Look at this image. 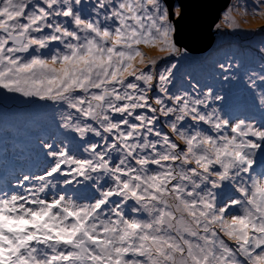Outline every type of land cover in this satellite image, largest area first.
<instances>
[{"label": "rangeland", "instance_id": "374dc122", "mask_svg": "<svg viewBox=\"0 0 264 264\" xmlns=\"http://www.w3.org/2000/svg\"><path fill=\"white\" fill-rule=\"evenodd\" d=\"M47 1L49 9L46 11L40 1H31L32 5L26 6L25 0H0V24L7 26L11 31L9 32L16 36L23 33L26 41L34 43L14 45L10 37L0 33V59L12 58L10 61H14V52L2 54V44L5 41L17 53L26 55L35 51L33 59L43 60L47 70L40 79L32 82L25 80L26 74H22V78L19 73L5 67L0 72V77L14 79L21 93L16 89H4L0 92V99L13 103L15 98L7 97V93L25 98L47 94L55 96L57 101L50 107L42 108L38 105L31 108L25 114L27 118H18L11 113V109L6 113H10L9 116L14 122L33 119L54 127L61 126L66 120L61 122L58 116L52 117L50 110L61 112L62 108L58 104H74L66 109L69 118L66 134L69 138L56 141L67 144L70 148L60 145L56 148V144L52 146L53 142L47 140L43 146L33 145L31 153L28 154L20 146L25 140H35V136H26L33 134V131L26 125L22 135L19 134L22 127H18V134H15L10 120L6 119L11 125L0 119V159L5 157L10 164L16 161L26 168L23 177L19 176L24 189L31 191V181H38L47 172L59 173L63 166L73 168L74 163L81 173L88 174V177L95 175L100 181L105 180L109 171L113 175V191L127 193L130 198L139 194L136 211L152 209L151 213L138 214L143 226L124 232L126 246L130 243L127 239L129 234L141 230L156 231L163 221L169 220L174 227H181L176 233L185 244L188 257L192 258V262L187 264H245L244 259L235 258L233 253L227 252L230 242L238 243L241 247L262 246L259 261L264 264V227L258 237L251 236L248 231L251 216L260 214L259 218H264V197L257 192L262 187L264 189V184H261L264 181V167L260 160L264 153L262 57L250 48L230 40L217 39L210 48L214 52H204L207 57L203 53L191 54L177 47L173 39L174 24L169 19L170 11L162 1L155 4L150 0H67L66 5L61 0V7L65 8L59 18L56 16L57 19H53L56 12L52 2L55 0ZM246 10L252 16L249 23L264 30V0H229L228 6L219 16L224 18L223 23L235 22ZM179 13V7L173 5L170 13L173 19ZM215 25L220 30L223 29L219 21ZM168 30V37L162 40V35ZM45 39H50V44L43 42ZM251 41L264 53V37L252 34ZM181 50L184 54L180 53ZM230 52L248 63L231 59ZM156 63L160 65L159 68L151 66ZM189 68L208 71V78L198 85L185 86L183 78L191 76ZM66 87L69 89L66 90ZM50 91L53 92L49 94ZM106 92L110 94L106 95ZM62 93L64 94L59 96ZM64 97L69 101L63 99ZM38 102L37 104H42L41 99ZM135 107L144 113L146 120H150L149 125L143 127L144 120L141 118L139 126L135 125ZM194 116H198L199 121L187 120ZM103 117L109 123L104 122ZM156 119L164 120V134H161L162 127L156 128ZM78 130L83 135L88 130L92 137L80 139L82 135L75 133ZM221 134L225 136L220 137ZM249 142L254 148L247 144ZM134 143L138 145L130 150V145ZM85 144L87 148L81 153ZM185 149L190 151L199 168H210L206 173L208 175L202 180H196L197 187L171 193L164 191L163 195L159 192L141 201L145 197L142 190L136 189L135 185L144 177L148 178L149 174L154 175L153 172L159 168L170 169L167 173L171 174V162L175 159L179 162ZM35 151L48 153L51 159L38 157L33 154ZM175 151H178L177 155ZM61 153L69 156L70 164L64 159L62 166H58ZM139 163L142 164L140 168L137 167ZM220 166L227 173L223 185L233 193L234 201L239 203L231 215L221 213L218 217L219 221L225 220V229L222 230L229 240L223 251L217 246L218 241L213 230L215 216L208 211L209 206L204 203L201 195L205 183L223 172L218 170ZM22 170L24 169L20 171ZM241 172L249 174L248 181ZM5 175L0 168V181ZM233 175L239 178H229ZM169 180L172 181L171 176ZM256 185L260 187L256 188ZM256 192V198L261 197V204L251 201ZM172 200L186 202L189 211L201 209L207 213L206 218L197 226L198 230L189 228L190 224L178 223L169 210L164 212V209H159L169 206ZM120 202L123 205L127 203L125 200ZM50 214L53 216L54 212ZM175 215L179 218L176 213ZM252 219L253 223L258 224L255 216ZM78 221L80 226L58 235L53 243L56 246L54 251L61 253L59 259L63 264H75L89 253L82 244L74 242V238L84 231L81 226L82 219ZM237 222H241L240 227L231 226L229 230L230 224ZM166 228L165 225L158 229V235L163 237L160 245L165 251L174 252L178 247V240L174 235L170 236L172 233ZM238 228L240 232L234 235L231 231ZM105 229L113 235L124 231L110 226H105ZM51 247L53 245L49 246ZM124 251V257L121 258L123 264H148V259L140 258L141 255L129 258ZM207 252L212 256H207ZM242 256L247 257V253L243 252ZM176 261L184 263L185 258L180 255ZM164 264L170 263L165 260Z\"/></svg>", "mask_w": 264, "mask_h": 264}, {"label": "bare ground", "instance_id": "6f19581e", "mask_svg": "<svg viewBox=\"0 0 264 264\" xmlns=\"http://www.w3.org/2000/svg\"><path fill=\"white\" fill-rule=\"evenodd\" d=\"M17 2L19 0H16ZM24 1V0H22ZM31 1H40V4L42 6V8L44 10L49 9L48 8V1L47 0H25V4L26 6L28 5H32ZM152 3H159L161 0H150ZM54 5L52 6L53 8H55L56 15H53V19H57L56 16H58L63 12V9L65 7H61V5L63 4H68L67 0H64L61 4V0H55L52 2ZM18 4V3H17ZM21 6V4H20ZM51 7V6H50ZM47 11V10H46ZM50 12V11H48ZM180 15V14H179ZM169 31H166L163 35H162V40H166V38L168 37ZM70 41L72 40V36L69 37ZM262 41V39L260 40ZM72 45V42H71ZM73 47V45H72ZM181 48V47H180ZM2 54L4 55L6 52H14V61H10V59H0V72H2L4 70L5 67H9V70L12 72H17L20 74V76L22 77V74H26V78L25 80L28 81H34L37 79H40L43 76V73H47L46 67L44 65L43 60H41L40 58L37 59H33V55L36 53L35 51H32L29 54H19L17 53V51L7 43V42H3L2 44ZM198 52H202V50H197ZM184 51L181 50L180 53H183ZM209 53H213L214 50L209 49L208 51ZM191 53V52H190ZM192 54V53H191ZM234 52H230L231 55V59L236 60V61H243L244 63H248L247 61H245L244 59L240 58L239 56H234L233 55ZM203 56L207 57V54L203 52ZM12 67H15V69H10ZM189 73L191 76H189L188 80H184L185 84L188 85V82H195L201 79H204L205 77L202 76V74H207L208 71H197L196 69H192L189 68ZM23 78V77H22ZM100 83V82H99ZM18 84L16 82H9L8 79L2 78L0 77V92H2L4 89H16L18 88ZM35 88V86H34ZM69 89V87H66V90ZM53 91L48 92L49 94H51ZM64 93L60 94L59 96L63 95ZM13 94H6V96H11ZM15 97V101L12 103L14 106V114H23L25 115L26 113H28L29 109L31 108H35L38 105H41L42 108L44 107H50V105L52 104H56V97L55 96H51V95H44V96H40V97H31V98H24V96L21 95H16V96H12ZM41 99L42 104H37L39 103L38 100ZM63 99L68 100L66 97H64ZM69 101V100H68ZM61 106L62 111L61 112H56L54 110H52L51 108V113H52V117H57L60 116L61 114L66 116V109H68L71 105H73V103L71 102H66V103H61L58 104ZM10 114V113H9ZM9 114H6L5 116L12 122L15 124L16 128H17V124L18 122H14V120H12L9 116ZM67 120V119H66ZM188 121H199L198 120V116H194V117H188L187 118ZM29 125V124H28ZM20 128H17V130H19ZM25 132V131H24ZM19 134L22 135V131L19 130ZM216 135H214L215 137ZM225 136V134H221L220 137ZM249 144V143H247ZM138 143H134L132 145H130V150H132L135 146H137ZM263 145V143H262ZM22 151V150H21ZM35 153L38 154L37 151H35ZM126 154V152H125ZM221 157H224L223 155H221ZM3 160L5 161V163L9 166L12 167L15 164V161L10 164L8 162H6V160L3 157ZM141 160H143V158H141ZM172 166V170H171V174H167L166 172L169 171L170 169H159L157 172L154 173V175L149 174V177L146 178L144 177L143 180H141L137 185H135L136 189L138 190H142L143 196L145 198L141 199V201H144L146 199V197L152 195V194H157V193H161V195H163L164 191L171 193L175 190H179V189H187L190 187H197L196 184V180H202L204 178L205 175L208 172V170H210V168L208 166H204L202 168H199L198 164L193 160L190 151L185 149V151L183 152L180 161L177 162L176 159L174 161L171 162ZM142 166V164L139 163V165L137 166L138 168H140ZM51 166L49 165L48 168H50ZM45 168V169H48ZM142 175L145 176V173L141 170ZM241 175H244V178L248 181L249 180V174H246L244 172H241ZM94 177H96L98 180L99 178L95 175H93ZM172 178V181L169 180V178ZM221 178L224 179L226 178L225 174L223 173L221 175ZM229 178H232L233 180L239 178L236 175L230 176ZM243 182V181H242ZM245 183V182H243ZM264 184V181L261 183ZM260 185H256V188H259ZM257 192L261 193L258 194L259 196H263L264 197V189L263 187L258 190ZM257 192L255 194H253L251 201L257 204H261V197L260 198H256L257 196ZM96 199V196H94ZM153 202L155 203V200H153ZM239 203H236L234 205H238ZM187 204L185 202H181L179 200H172L170 202V205L168 207V210L172 213H176V214H181V217L179 219H176L177 222L183 224V225H187L190 224L191 229L193 230H198L197 226L201 224V220L203 221L206 216L207 213L201 209H195L192 211H187ZM152 209H150L149 211H146L144 209H138L137 210V214H143V213H151ZM5 213L6 214H13V208L11 205L6 206L5 207ZM253 216L256 217V220L258 222H261L259 216L260 214H254ZM253 216H251V218H253ZM0 217H1V213H0ZM215 219V218H214ZM224 224H225V220L221 219L219 221V227L221 229H225L224 228ZM241 222H237V223H231L229 226V230L231 226H238L240 227ZM97 227H99L97 225ZM235 234L240 232V229H236L235 231H231ZM262 247V246H260ZM116 248V247H114ZM124 251V250H122ZM126 252V251H124ZM130 253V252H128ZM127 253V254H128ZM207 256H212L210 254V252H207ZM142 258V256L140 257ZM144 258V255H143ZM3 261L4 264H8V261L6 259V256L3 257ZM150 264H162L161 259L157 258L154 262L150 263Z\"/></svg>", "mask_w": 264, "mask_h": 264}, {"label": "trees", "instance_id": "16d2710c", "mask_svg": "<svg viewBox=\"0 0 264 264\" xmlns=\"http://www.w3.org/2000/svg\"><path fill=\"white\" fill-rule=\"evenodd\" d=\"M250 18H252V16L250 15L249 12H246L245 16L240 17L241 20H238V22H234V23L225 22V23H223V21H222L221 24H222V28L223 29L220 30L219 27H218L213 32L214 43L217 42V39H221V40H224V41H228V40L234 41V42H236L237 45H239L241 43L242 46L250 48L252 51H255L258 54L263 55V60H264V53L261 52L258 48H255L256 46L253 44L252 41L249 42V43H244L245 41L248 42V40L250 39V35L249 34L251 32L255 31L257 33V32H263L264 31V30H261V29L254 30L258 26L250 24L249 23ZM253 18H255V16ZM2 28H4V26L0 25V33L5 35V33L2 31ZM258 28H261V27H258ZM6 33L9 34V31H6ZM151 66L152 67H156V68L160 67V65L158 63H156L154 65H151ZM202 76L205 77V78L201 79V80H198V81H195V82L189 81L188 82V86L192 87L193 85H198L200 82L205 81L208 78V73L207 74L203 73ZM188 78H189V76H185L183 78V80H188ZM8 81L9 82H15L14 79H12V78H9ZM32 82H35V80L32 81ZM8 94H10V93H8ZM12 96L13 95L7 96V97H12ZM12 98H15V97H12ZM11 104H12V102L9 101V100L0 99V109L3 108L4 106H8V105H11ZM73 106H74V104H73ZM146 110L148 111V109H146ZM133 113L135 115V117L133 118V121H134L136 126H139V118L144 120L143 127L145 125H149V121L150 120H146L145 119L144 113L142 111H140L139 108L135 107V109L133 110ZM102 119H103L104 122H108L109 123V121L107 119H105V117H103ZM103 121H101L102 124H104ZM155 122L158 123L156 128L162 127L161 128V134H164V130H163L164 120L161 121V120L156 119ZM206 130H208V129H206ZM174 139H176V138L174 137ZM63 154L64 153H61L59 155L60 163H59L58 166H62V161L64 159L67 160L69 162V164L71 162L70 159H69V156H67V155L64 156ZM175 154L177 155L178 151H175ZM194 156L197 157L198 154L194 155ZM203 157H206L208 159L207 155H204ZM76 165L77 164L74 163L73 168H67V167L63 166V170L61 172H59L58 176L55 175V174H52V173H49L48 176H44L43 177L44 179L42 181L43 182V184H42L43 186L42 187L43 188H45V187L50 188L55 183L56 185H55L54 188H56V189H58L60 191H63L64 190L63 186L67 185L70 182L71 183L73 182V184H79V183L81 184L82 183L81 177L85 176V175L78 170V167H76ZM223 173L225 174L226 172L223 171ZM109 185H111V183H109ZM111 205H112V202L110 200H108L107 206L103 207L100 210V213L105 212V211L111 212L112 211ZM24 209L27 210L29 212V214H31L33 216L34 219L33 220H28L26 222H23V221L17 222V224H16L17 228H19L22 231H26V232H29V233H34V234H37V235H44L46 230H47L46 229L47 225L52 226L54 228L53 230H66V229L72 230V229H74V222L73 221H69L66 224L63 223L62 225L59 224V223H55L54 222L55 219L52 216H49L47 214L46 209L35 207L32 203L24 206ZM8 215L10 216L11 214H7L6 216H3L2 218H0V226L4 222H6V218H8ZM35 215L40 216V218H38ZM217 216L218 215H216V218H217ZM138 220H139V218H138ZM168 221H163L162 225L159 226V228H163L167 223H168L167 225L172 226V224L169 223ZM261 222L262 223L260 224L259 228H258V225H255V223L250 224L249 229L252 231L251 232L252 236H258L259 235V232H260L262 226L264 225V220H262ZM217 224H218V222L214 223L215 227H216ZM128 226L130 227L132 225L129 224ZM215 227L213 228L214 231H215ZM86 228H87V230H90L91 226H86ZM158 229L156 231L141 230L140 232H138V238H134V236L131 235L130 236V241H129V242H131V246L128 245L126 248L128 250H130L129 252H132V255H137L143 249L144 243L147 241V244H148L151 241L150 238H152L155 234L158 233ZM215 232L217 233L216 241L222 240V249L224 250L226 242L228 241L227 240L228 239L227 238V234L224 233V231L222 229H218V228H217V231H215ZM146 236H147V238L148 237L149 238L148 239L144 238ZM116 239H117V241L115 243L119 247V250L121 251L122 240L119 237H117ZM142 239H146V240H142ZM258 250H260V248L258 246L254 247V248H251V247L241 248V246L238 243L232 242L231 246H230V249H229V252L233 253L235 258L244 259L245 261H246V258H244L242 256V254H243V252H246L248 256L252 257V259L255 260L254 264H259L260 257H259V255L257 253ZM154 251L155 252L158 251L161 254V256H162V254H164L160 246H158V247L154 246ZM169 253L171 255H173V252L170 251ZM143 255H144V258H143ZM164 255H166V254H164ZM141 256H142L143 259H146V260L148 259V261H150L149 260V256L147 255V253H141ZM165 260H167L166 257H165V259L163 258L162 261L164 262ZM188 262H192L191 256L187 257V263ZM245 264H247V262Z\"/></svg>", "mask_w": 264, "mask_h": 264}, {"label": "water", "instance_id": "95a60500", "mask_svg": "<svg viewBox=\"0 0 264 264\" xmlns=\"http://www.w3.org/2000/svg\"><path fill=\"white\" fill-rule=\"evenodd\" d=\"M171 13L175 5L180 9V15L169 19L174 24V44L191 53H203L213 44L212 29L219 14L228 6L229 0H162ZM11 42L20 45V38L12 37ZM26 49H24L25 51ZM197 50H202L198 52Z\"/></svg>", "mask_w": 264, "mask_h": 264}, {"label": "clouds", "instance_id": "9594fccd", "mask_svg": "<svg viewBox=\"0 0 264 264\" xmlns=\"http://www.w3.org/2000/svg\"><path fill=\"white\" fill-rule=\"evenodd\" d=\"M162 3L164 4V6H165V8L167 9V7H166V5H165V3L162 1ZM228 3H229V1H228ZM176 4V3H175ZM177 5V4H176ZM178 6V5H177ZM172 8V7H171ZM171 10V9H170ZM246 13V12H245ZM245 13H244V15H240V16H238V18H239V20H241L240 19V17H242V16H245ZM224 20V18H222L221 16H219L218 17V20L217 21H219V23H221L222 21ZM216 21V22H217ZM216 24V23H215ZM217 25H215L214 26V28H213V30H212V35H213V32H214V30H216L217 29ZM14 37H16V38H20V41L22 40V37L18 34V36H16V34H15V36ZM213 44H214V36H213ZM213 44H212V46H213ZM177 46V45H176ZM178 47V46H177ZM22 51V50H21ZM59 143V142H58ZM153 163V162H152ZM202 198H204L205 200H209L210 199V195H209V191L207 190V189H204L203 190V192H202ZM187 209V208H186ZM187 211H189L188 209H187ZM172 213V212H171ZM173 214V219H179L180 217H181V214H177V216H179V218H176V215H175V213H172ZM177 221V220H176ZM170 223V222H169ZM171 227H173V228H179V229H181V227H174L173 225L171 226Z\"/></svg>", "mask_w": 264, "mask_h": 264}, {"label": "flooded vegetation", "instance_id": "af4514ba", "mask_svg": "<svg viewBox=\"0 0 264 264\" xmlns=\"http://www.w3.org/2000/svg\"><path fill=\"white\" fill-rule=\"evenodd\" d=\"M47 41L49 42V40H47ZM25 43H26V44H32L31 42L26 41V40H25ZM19 54H20V53H19Z\"/></svg>", "mask_w": 264, "mask_h": 264}]
</instances>
